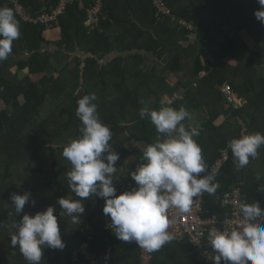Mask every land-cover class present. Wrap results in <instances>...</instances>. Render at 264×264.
<instances>
[{"label": "trees", "instance_id": "16d2710c", "mask_svg": "<svg viewBox=\"0 0 264 264\" xmlns=\"http://www.w3.org/2000/svg\"><path fill=\"white\" fill-rule=\"evenodd\" d=\"M165 1L172 15L158 14L150 0H102L104 17L92 30L83 25L88 1H76L59 15L56 25L49 27L56 26L60 30V38L52 42L44 36L48 29L46 25L24 21L14 13L21 35L12 42L8 58L0 61V229H5L12 219L11 211L5 209L9 196L4 191L9 188L12 166L20 159L35 160L36 166H23L27 173L46 172L52 176L44 186L54 188L56 202L59 198L79 199L69 188L67 173L71 168L70 162H63L55 168L56 152L63 146L55 148L51 143L59 142L56 139L63 132H70L68 136L73 134L76 138L81 135L82 123L76 116V108L83 95L95 94L98 116L112 131L110 142L122 141V134L128 141L155 142L159 135L155 126L150 119L139 116V110L144 106L141 100L156 110L162 106L202 108L206 120L198 128L199 135L195 140L201 147L206 169L231 139L248 133L264 134V75L258 73L259 66L264 64V44H261L264 23L254 15L261 7L257 0ZM20 2L33 15L43 5L47 6V11L50 10L59 0ZM4 3L5 0H0V7L11 8ZM173 18L190 24L192 28L178 22L172 24ZM114 24L135 25L141 34L135 39H112L107 35V29ZM225 26L233 30L231 35L225 33ZM243 30L253 40L252 44L244 41ZM190 33H195L197 40L184 46ZM204 39H212L216 43L215 50H211ZM114 48L120 52L135 51L142 60L143 53L159 57L172 53V56L161 67L153 65L148 70L140 68L128 73V66L118 61L136 59L131 54H119L115 57V65L110 68L100 62ZM226 57L234 59L235 64L224 61ZM189 59L192 64L188 63ZM12 68L26 70V74L20 79L12 74ZM202 70L206 74L200 76ZM130 74H135L130 79L132 82L126 79ZM172 74L176 76L175 81L169 78ZM33 75L36 78L33 79ZM225 84L232 87L239 103L226 101L222 92ZM174 91L180 92L182 98L167 104V98ZM57 98L60 101L49 116L52 130L39 128L38 123L43 125L47 122H38L41 110ZM186 121L184 123L188 126ZM35 128L38 130L33 137L31 130ZM42 141L47 143L48 152L44 151ZM258 150L260 154L255 160L249 158L247 166L237 169L229 149L228 159L215 176L214 183L218 187L214 194L205 198V215L228 216V209L219 208L217 195L233 187L241 189L245 203L259 201L264 208V145ZM117 153L121 159L126 150L121 148ZM138 153L135 169L142 162V153ZM257 158L259 167L253 165ZM45 164L51 167L50 171L45 169ZM123 191L129 190L116 189V194ZM46 202L38 203L36 211H41L43 205L52 206ZM82 202L85 203V212L73 224L64 219L66 213L61 215L59 204L55 211L57 217L60 216L61 238L65 243L60 250L63 264H88L82 262L81 256L77 260L73 257V251L82 242H88L90 250L95 253L111 246L108 252L111 264H136L138 245L134 241H118L104 226L101 207L104 199L93 195ZM25 213L29 214L26 211L16 214V219L19 221ZM53 250L46 248L43 251L40 264H46V258ZM152 253V264H212L201 259L187 241H171ZM20 259L17 264H28L25 258Z\"/></svg>", "mask_w": 264, "mask_h": 264}, {"label": "clouds", "instance_id": "9594fccd", "mask_svg": "<svg viewBox=\"0 0 264 264\" xmlns=\"http://www.w3.org/2000/svg\"><path fill=\"white\" fill-rule=\"evenodd\" d=\"M257 3L261 7L254 15L264 23V0ZM20 35L14 11L0 7V61L8 58L12 42ZM95 100L94 93L78 99L76 116L82 123L81 135L63 146L61 155L72 166L67 173L69 188L79 199L59 198L61 215L66 213L75 223L85 212L82 201L93 195L103 198V214L110 217L107 227L117 239L134 241L147 252L157 251L174 239L168 231V211L186 213L195 197L204 192L214 194L218 187L214 183L216 174L206 169L201 147L194 139L199 130L185 125L191 115L184 107L162 106L156 110L141 100L144 106L139 116L150 119L159 135L155 142L144 146L142 162L130 173L136 186L117 195L114 180L119 153L112 150V131L100 120ZM262 145L264 134L259 132L231 139L228 148L236 168L247 166L250 157L258 156ZM11 200L19 214L29 203L30 193H13ZM55 211L49 206L34 215L25 213L14 225L16 234L11 237V244L19 247L28 264H40L46 248L65 247ZM240 213L241 219L231 230L213 228L208 232L207 243L215 254L212 264H264V208L259 201L242 203Z\"/></svg>", "mask_w": 264, "mask_h": 264}, {"label": "built area", "instance_id": "2783aa9c", "mask_svg": "<svg viewBox=\"0 0 264 264\" xmlns=\"http://www.w3.org/2000/svg\"><path fill=\"white\" fill-rule=\"evenodd\" d=\"M76 1L82 2L83 0H59V2L51 7L50 10L36 12L32 15L24 8L20 0H5L6 4L10 5L14 13L22 20L44 24L48 29L49 27L56 25L59 15L65 12L68 5L73 4ZM87 1L88 5L85 7L83 25L88 30H92L98 25L99 20L104 17L102 12V0ZM150 1L158 14L172 15L165 0ZM173 19L176 20L175 23L178 22L189 29L192 28L190 24L180 19ZM222 92L227 102H240L229 84L222 86ZM180 98H182V94L178 91H174L172 96L167 98V104H171L174 100ZM228 152V146L223 148L220 156L216 158L207 170L217 174L222 164L228 159ZM202 175H204V173H202ZM208 195L207 192H204L200 196L195 197L190 206V210L186 213L178 214L175 209H170L167 215L170 222L168 231L174 236L172 241L177 243L187 241L198 253V256L201 259L205 262H212L211 259L215 254L211 252L210 246L207 243L208 232L213 228L226 231L235 227L241 219L240 205L245 202L243 200L244 194L241 189L239 187H233L225 191L223 194L217 195L219 208L228 209V216L221 218L216 213L205 215L204 201ZM102 218L105 228L109 231L110 235L117 239L113 231L107 227L110 223V217L103 214ZM117 240L122 241L119 239ZM111 248V246H107L104 251L95 253L90 250L88 242H82L78 244L73 251V257L77 260L81 256L83 259L82 262H87L88 264H111L108 257V252L111 251ZM152 259V252H147L138 247V261L136 264H152Z\"/></svg>", "mask_w": 264, "mask_h": 264}, {"label": "rangeland", "instance_id": "374dc122", "mask_svg": "<svg viewBox=\"0 0 264 264\" xmlns=\"http://www.w3.org/2000/svg\"><path fill=\"white\" fill-rule=\"evenodd\" d=\"M6 4V2L4 3ZM262 31H264V26L262 27ZM60 38V35L57 37ZM55 40H58V39ZM262 38L263 40L261 41V44L263 45L264 43V33H262ZM49 41H55V40H50L47 39ZM264 66L261 65L260 66V73L264 74ZM109 91H112V89H109ZM59 99H54L50 102H48L44 108L41 110V115L39 116V121L45 120L46 123H44L42 125V123H38L39 128L45 127L48 131L52 130L53 124L51 125V121L52 119L49 117L51 114V111L57 106V104L59 103ZM0 106H2V104L0 103ZM37 128H35L34 130H31V135L34 137L35 134L37 133ZM74 129H71V132L74 133L73 131ZM67 134L66 132L61 133V135L59 136V138L57 137L56 140H58L59 142H53L51 143L53 147H57V146H64L66 145L71 139H74L76 137H74L73 134H71V136ZM61 143V144H60ZM47 143H45L44 141H42V146L45 152H48L46 145ZM63 150V149H62ZM62 150H58L56 152L58 160L57 163L55 164V168H58L60 164H62L63 162H69L67 161L65 158L62 157L61 153ZM258 154L259 150H258ZM48 156V155H47ZM124 157V156H123ZM122 157V158H123ZM121 158V159H122ZM251 158V157H250ZM118 161L117 164H119L120 160ZM255 160V158H253ZM47 161V160H46ZM259 159L257 158V160L255 161V163L253 164L255 167H259ZM24 165H28L31 167L36 166V162L31 161L29 162L27 159H20L17 161V163L12 166V174L11 177L9 178L8 181V185L9 188H6V190L4 191L5 195L9 196V202H5V209L9 210V212L11 211L10 217H12V219L10 221H8L7 225L5 226V229H0L3 230L0 233V264H17V262L21 259L20 258H24L23 255L20 253L19 247H13L11 244V237L13 235L16 234V230L14 225L18 222V220L16 219V213L14 209V205L12 204V200H11V196L13 193H17V194H23L24 192H29L30 193V201L29 203H26V205L24 206V211L28 212L29 214H35L36 211V206L38 205V203H40L42 200H46L47 204H51L55 210L58 208V203L56 202L54 196H53V190L54 188H46L44 186V183L47 182L48 180H50L52 178V176L49 173H27L26 171L23 170V166ZM47 164H45V169L46 170H51L50 166H46ZM70 167L71 164H69ZM2 166V165H0ZM1 168V167H0ZM71 170V168H69ZM0 171H2V169H0ZM116 189L117 186H115ZM32 201H34L35 203L33 204ZM9 206V208H8ZM103 204H101V207L103 208ZM47 207L46 205L41 206L42 210H45ZM0 213H2V211L0 210ZM22 213V212H21ZM58 218V223H59V217ZM65 220L68 221V223L73 224L72 222V217L69 215H65L64 217ZM60 226V223H59ZM46 251V249H44ZM47 261L53 264V261H56V264H63V259H62V254L60 249H55L53 251H51L50 255L47 256ZM46 261V264H48V262ZM55 264V263H54Z\"/></svg>", "mask_w": 264, "mask_h": 264}, {"label": "crops", "instance_id": "0c3cea01", "mask_svg": "<svg viewBox=\"0 0 264 264\" xmlns=\"http://www.w3.org/2000/svg\"><path fill=\"white\" fill-rule=\"evenodd\" d=\"M126 17V16H125ZM172 24H175L176 20H171ZM225 33L228 35H231L233 33V30L229 26L224 27ZM264 33V31H262ZM141 34L139 28L135 25H130V26H122L120 24H114L110 26L107 29V35L111 37L112 39L115 38H120L121 40H126L129 38H137ZM244 41L250 45L253 43V40L248 36L245 30L242 32ZM60 35V30L58 27L54 26L52 28L46 29L44 32V36L46 39L50 40H55L58 36ZM196 35L195 33H190L189 34V40L184 42V46H187L190 44V42L196 41ZM59 39V38H57ZM263 40V38H262ZM204 42H206L207 46L211 50H215L216 48V43L212 41V39H204ZM264 43V42H263ZM119 48V46H115ZM117 48H114L112 51H110L108 54H106L100 62L102 64H105L106 67L110 68L115 65V57L120 55L126 56L127 54H131L133 57L135 56L136 59L133 58H128L127 60H120L118 63L122 65H127L128 66V73L135 72L137 69H143V70H148L151 68L153 65H156L158 67L163 66L172 56V53H168L167 55H161L160 57L156 54L152 53H143L144 59L142 60V57L137 54L135 51H131V53H127L126 51L120 52ZM186 48V47H184ZM197 49V48H196ZM195 49V50H196ZM188 56V55H187ZM185 56V57H187ZM141 59V61H140ZM202 61L204 60L202 57L200 58ZM229 64H235L234 59L231 57H226L223 59ZM188 63L192 64V61L189 59ZM261 66V65H260ZM258 68V73L259 75H264L261 74ZM264 67V66H262ZM12 74H16L18 78H22L26 74V70H16L15 68H12ZM206 72L202 70L200 72V76L205 75ZM135 74H130L126 76L127 80L132 79V77ZM32 78H36V75H33ZM171 81L176 80V76L172 74V76L169 77ZM128 82H132L131 80ZM189 111L191 115V119H187V124H191L193 126H196L197 128L201 127L202 123L206 120V113L202 108H185ZM131 124L132 123H128ZM122 141L114 140L113 142H110L112 144V150L115 152H118L121 148H125L126 153L124 157L120 160L119 164L117 165V173H116V178L114 180L115 186H117L118 189H127L131 190L132 187L135 186V182L133 181L130 173L132 171H135L134 168V163L137 160L138 155H140L138 152L142 153L144 146H146L148 143L144 141H135V140H126L125 135L122 134ZM195 139V137H194ZM70 164V163H69Z\"/></svg>", "mask_w": 264, "mask_h": 264}, {"label": "water", "instance_id": "95a60500", "mask_svg": "<svg viewBox=\"0 0 264 264\" xmlns=\"http://www.w3.org/2000/svg\"><path fill=\"white\" fill-rule=\"evenodd\" d=\"M47 9V6L46 5H43L38 11H37V13L38 12H42V11H44V10H46Z\"/></svg>", "mask_w": 264, "mask_h": 264}]
</instances>
